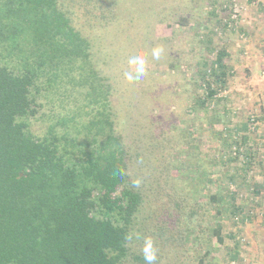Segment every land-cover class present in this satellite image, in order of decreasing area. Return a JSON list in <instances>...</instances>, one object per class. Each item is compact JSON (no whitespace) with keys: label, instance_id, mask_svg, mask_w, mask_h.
<instances>
[{"label":"trees","instance_id":"1","mask_svg":"<svg viewBox=\"0 0 264 264\" xmlns=\"http://www.w3.org/2000/svg\"><path fill=\"white\" fill-rule=\"evenodd\" d=\"M117 2L0 0V264H146L149 238L153 264H206L210 234L225 239L205 218L218 219L225 206L248 218L235 194L200 193L222 180L201 136L156 117L176 101L174 85L172 102L160 103L167 93L142 85L144 75L139 89L126 78L136 75L128 62L136 56L125 46L133 42L120 38ZM82 16L90 33L89 20L78 26ZM227 57L221 49L210 64L196 62L197 87L179 90L192 97L189 113L228 88ZM249 129L216 131L230 148L225 167L245 152ZM252 163L247 155L241 162L244 179ZM238 258L237 251L231 259Z\"/></svg>","mask_w":264,"mask_h":264},{"label":"rangeland","instance_id":"2","mask_svg":"<svg viewBox=\"0 0 264 264\" xmlns=\"http://www.w3.org/2000/svg\"><path fill=\"white\" fill-rule=\"evenodd\" d=\"M117 6L123 22L120 38L133 42L125 46L135 56L143 57L146 68L154 71L146 70L142 85L156 87L158 97L167 93L160 103H170L176 98L172 107H161L156 117L166 124L181 125L185 130L193 128L195 135L201 136L200 145L205 147L202 152L212 159L211 170L222 177V180L215 179L217 186L210 185L200 193L219 190L223 196L235 194L237 204L248 216L244 220L239 214L235 217L225 206L218 219L211 221V215L205 218L210 231L221 229L225 239L221 244L210 234V257L206 264H264V0H118ZM185 16L189 22L182 25L180 21ZM87 20L85 16L80 17L78 26L83 29ZM87 25L90 33V20ZM98 26L97 30L101 31ZM210 49L213 50L210 52ZM221 49L228 52L225 59L231 74L228 88L218 91L205 109L189 113L184 103L192 102V97L190 93L179 95V90L184 92L186 84L187 89L197 87L196 62L207 58L210 64ZM157 51L158 58L154 56ZM169 64H174L176 70L167 69ZM137 80L134 78L139 89ZM171 85H174L171 90L178 93L170 95L169 100L171 92L167 91ZM205 87L198 89L202 96H205ZM225 107L230 111L229 117L225 115ZM216 109V114L222 116L219 122L214 113ZM147 111L151 114L152 109ZM165 113L173 120L166 121ZM244 123L249 124L251 142L245 145L244 153L235 151L238 157L236 154L233 157L237 160L225 167L221 156L230 148L221 143L216 131L224 125L234 127ZM213 125L216 127L212 129ZM123 128H126L124 122L120 125ZM246 155L253 163L244 179L239 172ZM235 173L237 178L232 181L229 175ZM196 186L199 187L194 183L191 188L197 190ZM256 187H263L260 195L255 192ZM237 251L239 258L231 259Z\"/></svg>","mask_w":264,"mask_h":264},{"label":"clouds","instance_id":"3","mask_svg":"<svg viewBox=\"0 0 264 264\" xmlns=\"http://www.w3.org/2000/svg\"><path fill=\"white\" fill-rule=\"evenodd\" d=\"M154 56L158 58L159 52L158 51L154 52ZM128 62L130 65L136 66L135 67L136 76L133 77L131 73H126L127 79L129 80H132L134 78L139 79L141 76L146 74V61L143 57L136 56L129 59ZM143 252H144V259L146 264H153V261H155L156 259V255H155V249L153 247V241L150 238L145 240Z\"/></svg>","mask_w":264,"mask_h":264}]
</instances>
